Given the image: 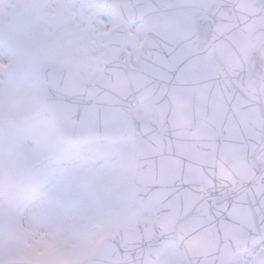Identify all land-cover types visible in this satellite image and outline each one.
<instances>
[{
	"label": "clouds",
	"instance_id": "1",
	"mask_svg": "<svg viewBox=\"0 0 264 264\" xmlns=\"http://www.w3.org/2000/svg\"><path fill=\"white\" fill-rule=\"evenodd\" d=\"M96 2L77 0L74 6L77 15L83 9L85 30L102 28ZM130 3L139 11L147 0ZM233 3L244 17L239 31L245 47L264 40V0ZM58 16L51 0L28 27H0V264H94L97 250L125 233L144 190L171 179L156 163L170 141L189 158L194 178H201V168H215L239 179L252 164L250 149L239 139L219 157L210 146H188L187 120L172 107L173 92L163 80L109 87L96 51L69 55L53 39ZM108 23L118 30L120 14ZM65 83L79 96L59 91ZM247 95L238 106L253 118L264 104V84ZM81 100L105 118L81 123L75 111ZM215 244L211 232L193 241L209 251ZM236 259L243 264L242 257Z\"/></svg>",
	"mask_w": 264,
	"mask_h": 264
},
{
	"label": "snow or ice",
	"instance_id": "2",
	"mask_svg": "<svg viewBox=\"0 0 264 264\" xmlns=\"http://www.w3.org/2000/svg\"><path fill=\"white\" fill-rule=\"evenodd\" d=\"M94 6L102 28L90 34L109 87L163 80L171 86L172 107L187 120L188 146H210L219 157L239 139L252 161L239 179L215 168H201V178H194L189 158L170 141L156 163L171 179L144 190L125 233L98 249L94 264H238L236 255L243 264H264V155H258L264 153V104L253 118L238 106L250 87L264 84V40L245 47L244 17L233 0H147L139 11L130 0ZM116 14L118 30L108 23ZM58 90L79 96L66 83ZM75 111L85 124L105 118L83 100ZM205 232L215 236L210 251L193 246Z\"/></svg>",
	"mask_w": 264,
	"mask_h": 264
},
{
	"label": "rangeland",
	"instance_id": "3",
	"mask_svg": "<svg viewBox=\"0 0 264 264\" xmlns=\"http://www.w3.org/2000/svg\"><path fill=\"white\" fill-rule=\"evenodd\" d=\"M7 2L10 7L5 9L0 6V27L15 26L25 28L39 17L42 9L41 0H0V4ZM51 0H46V4ZM77 0H55L57 5L59 30L56 41H62L66 45V52L73 55L85 49L95 50L94 40L89 30L81 27L80 18L83 15L75 14L74 6ZM44 5V6H45Z\"/></svg>",
	"mask_w": 264,
	"mask_h": 264
},
{
	"label": "water",
	"instance_id": "4",
	"mask_svg": "<svg viewBox=\"0 0 264 264\" xmlns=\"http://www.w3.org/2000/svg\"><path fill=\"white\" fill-rule=\"evenodd\" d=\"M48 84H49L51 87L55 88V87L53 86V84H52L50 81H48Z\"/></svg>",
	"mask_w": 264,
	"mask_h": 264
}]
</instances>
